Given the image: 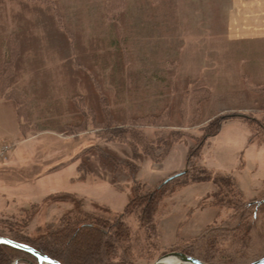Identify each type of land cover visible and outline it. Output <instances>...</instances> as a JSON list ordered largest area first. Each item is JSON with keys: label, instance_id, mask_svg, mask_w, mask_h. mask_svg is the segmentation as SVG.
I'll return each mask as SVG.
<instances>
[{"label": "rangeland", "instance_id": "rangeland-1", "mask_svg": "<svg viewBox=\"0 0 264 264\" xmlns=\"http://www.w3.org/2000/svg\"><path fill=\"white\" fill-rule=\"evenodd\" d=\"M26 1L29 5L37 3L45 8L53 7L56 15L59 7L66 17L60 18L62 26H80L79 31H83L74 32L76 37L81 35L87 41L97 30L107 40L111 52H118L120 46L127 67L138 75L131 92L126 95L124 106L131 113L161 114L142 123L149 136L156 137L169 131L180 133L177 137H182L183 141L174 144L162 161L143 160L137 175L139 181L152 188L160 181L185 171L193 138H200L209 122L221 117L224 123L220 132L206 140L199 160L191 168L199 165L213 177L229 174L245 198L264 197V40L247 41L225 36L222 13L228 0ZM18 2L20 0H0V44L8 36L14 42L15 34H11L16 32L21 39L20 47H28V43L23 42V31L29 25L15 20L14 12L20 8ZM27 13L33 19L31 29L43 36L44 48L40 53L35 41L29 43L36 57L30 63L31 71L24 73L18 82V88L28 91V109L32 111L30 120L18 117L15 107L6 100L0 87V234L19 239H26L28 235L35 237L49 227L52 230L60 226L61 219L74 207L73 199L81 201L84 213L92 216L95 212L108 216L103 211L106 209L122 214L130 201L132 183L123 181L122 187L112 184L101 174L103 167H98L97 174L82 176L79 157L89 153L97 140L98 129L89 124L86 131L75 135L56 130V122H68L70 117L68 114L64 117L52 114L48 104L56 98L62 100L65 88L82 89L76 84L70 69L57 71L53 67L59 63L60 56L56 38L49 37L48 29L37 23L35 13ZM48 24L53 27L54 21ZM39 54H45L53 76L52 97L47 101L42 99L45 93L42 88L34 87L41 76L34 70V65L40 62ZM110 73L111 69H108L105 73L107 78L101 83L116 95L117 87L111 83ZM177 89H180L178 97ZM172 104L176 108L168 114L165 107ZM21 122H24L23 127ZM108 146L116 150L125 148L117 143H109ZM170 172L173 173L164 177ZM179 188L176 182L166 188V206L152 227L141 219L140 210L136 211L135 205L132 206L134 209L131 208L123 218L131 226L130 236L115 246L111 245L123 251V246L130 244L132 256L126 261L121 259L118 264H153L172 252H179V247L175 246L181 238L189 240L207 228L222 226L232 213V206L224 202L222 204L229 209H221L218 204L219 207H212L210 200L203 202L206 193L212 189L208 182L192 184L177 192ZM220 192L224 196L229 190L221 185ZM218 202L221 204L219 196ZM237 212L236 218L233 217L236 222L242 214L240 208ZM247 215L250 220L251 212ZM262 219L263 224L257 223L245 231L241 227L223 233L214 245L220 248L219 252L215 256H207V260L212 264H244L229 263L225 258L228 255L225 249L242 248L241 240L255 251L246 262L264 254L257 235L258 230L264 228V216ZM96 223L111 230V240L106 242L112 243L116 225L103 221ZM90 227L100 230L97 225ZM53 237L48 242L56 255L68 264H78L69 262L63 255V239ZM80 239H75L74 247ZM106 249V246L103 250L98 246L94 251L83 252L82 257L91 259L98 253L103 255L101 261L105 262L109 256L117 254ZM73 251V258L77 259V251ZM16 256L26 260L14 257L12 263L37 262L34 257L23 253Z\"/></svg>", "mask_w": 264, "mask_h": 264}, {"label": "trees", "instance_id": "trees-1", "mask_svg": "<svg viewBox=\"0 0 264 264\" xmlns=\"http://www.w3.org/2000/svg\"><path fill=\"white\" fill-rule=\"evenodd\" d=\"M18 3L20 4V8L18 12H14L16 17L15 20L17 19L20 24L28 23L29 25L26 30L23 31V42L28 43V47H20L19 43L21 39L18 38L16 32L11 34H15V36H13L14 42H12L13 38H11V36L6 37L3 42L1 41L0 49L2 52L0 53V57H3V59L0 60V87L1 90L5 92L6 100L13 104L20 119L30 120L32 118V111L28 109V91L26 92V90L18 88L19 80L24 73L31 71L29 70L30 63L36 57L35 51L29 43L35 41L38 44L39 52H44L43 36L41 37V35H38L31 29L33 19L27 16V12L31 11L32 14L35 13V15H37V23L45 27L46 30L48 29L49 37L53 36L54 39L56 38L57 51L60 56L59 63H57V66L54 65L53 67L57 69V71L61 69H70L73 77L77 81L76 84L85 91L83 92L79 88L72 90H66L65 88L64 90L66 91L63 90L62 100L56 98L48 104V108L51 110L52 114L62 117L68 114L71 118H69L70 121L68 122H56L58 125L56 130L62 133L75 135L80 131H86L89 124H92L94 128L98 129L95 136L97 140L91 146L89 153L79 157V169L82 172V176L90 173L97 174L98 167H103L104 171L101 174L112 184L122 187L123 181H132V183L130 186V201L127 204L125 212L122 214H116L113 213L112 210L106 209L103 211H105L108 216H103L96 212L95 215L92 216L87 212L84 213L81 201L73 199V201H75L73 204L74 207L61 219L60 226L57 225L52 230L50 229L51 227H49L43 234L35 237L28 235L26 239H19L3 234H0V236L27 244L60 264H68L65 259L56 255L57 253L52 250L54 248H52L50 242H48V239L54 235L55 238L60 237L63 239V255L69 262H78V264H118L121 259L126 261L132 256L130 255V244H127L125 248L123 246V251L112 248L117 245L118 242H122L124 238L127 239L130 236L131 226L128 222H124L123 218L126 217L132 206L135 205V210H140L139 216L141 219L150 224L151 227L152 225L154 226L155 222L157 223L159 221L160 215L164 211L163 208L166 206V200L168 199L166 196V188L173 182H176V185L180 186L177 192L192 184L208 182L212 185V189L206 193L203 202L210 200V205L212 207H219L218 205H220L222 206L221 209L225 210H227L228 207L222 204V202L228 206H232V209L230 208L232 213L231 215L229 214L230 216H228L227 221H225L222 226H215L210 229L207 228L189 240L181 238V241L175 246L179 247V252L195 257L207 264H212L213 262H210L207 258L209 255L215 256L214 254L219 252L218 250L220 248L214 245L217 243L218 237H223V233H228L229 229L236 230L241 227H243L245 231L248 228L255 227L257 223L261 222L260 224H263L264 197L253 200L245 198L236 180L229 174H217L213 177L212 173H209L205 168H200L199 165H196L197 168H191L192 164L199 160L206 140L209 137L218 135L220 132L224 123L221 122V117L216 118L214 121L211 120L205 133L200 138H193L194 144L189 145L185 171L176 174V176L167 183H164L165 180L162 182L160 181L156 186L148 188L146 184L137 179L140 164L147 158H150L154 162L162 161L168 155L173 145L181 143L179 140L183 141V139L180 136L177 137L180 133H175L174 131L161 133L156 137L149 136L145 128H143L142 123L152 121V119L160 117L161 114L142 112L131 113L124 106L126 95L131 92L134 86L133 83H135V77L138 75L133 73L131 67H127L121 47L118 46V52H111L107 40L104 39L102 33L100 32V34L97 30L91 33V39L87 41H85L81 35L77 37L74 36L77 31L82 33L83 31H79L80 26L70 28L62 26L63 23L61 20H63L65 16L61 14L62 11H60L59 7L56 10V15L53 7L45 8L37 3L29 5V2L26 0H20ZM51 20L54 21L53 27L48 24ZM74 37L76 39H74ZM39 59L40 62L34 65V70L39 72L41 76L39 83L35 84L34 87L39 90L42 88L41 91L45 92L42 94L44 95L42 99L43 101H47L50 96L52 97L51 93L54 86L51 79L53 76L51 77V66H48L45 54H39ZM108 69H111L109 75L111 83L117 87L116 95H114L109 88H104V84L101 83V81L103 82V80L107 78L105 73ZM137 82L138 81H136V83ZM138 83H140V81ZM179 92L180 89H177L175 92L177 97ZM165 108L167 113L171 114L176 107L172 104L171 106L167 105ZM88 120L91 122H87ZM20 126L23 127L24 122H21ZM102 140L105 143H103L104 145L101 144ZM184 142L187 144V139L184 138ZM109 143H117L125 148L116 150L109 147ZM191 169L193 171H191ZM189 172H193V174H189ZM183 177L187 178L183 181L179 180ZM221 185L227 187L229 192L226 194L228 195L221 196ZM218 196L221 198V204L219 202L217 203ZM238 208L241 209L242 214L236 222L233 221V217L236 218ZM250 212L252 216L250 220H248L249 215L247 214ZM260 214H262V217H260ZM89 219H91V221ZM96 221H103L104 223L112 222L116 225L115 239L112 243H110V241L109 243L106 242V240H111V230L102 227V225H99ZM94 225H97L100 230L96 231L92 229L93 227H90ZM257 235H259L262 248H264V228L259 229ZM152 236L153 235H151V238ZM77 237L81 239L78 245L74 247L73 244ZM241 243L243 246L240 250L225 249V252L228 254L225 258L229 263L245 262L244 264H249L264 256V254H262L258 258L246 262V260L254 255L255 251H252V248L247 242L243 243L241 240ZM98 246H100L102 250L106 246L107 251L111 253L112 251L117 252V256L115 254V256H109L105 262L101 261L103 255L98 253L93 254L94 256L91 259L82 257L83 252L88 253L90 250L94 251ZM118 248L121 249V247ZM74 249L77 251L76 254H78L77 259L73 258L75 257L73 256V254H75L73 251ZM17 253H23L27 256L34 257L32 254L10 245L0 244V264H12L14 257L20 260L25 259L23 257L18 258V256H16ZM70 253L72 255H70ZM35 260L37 261L36 258Z\"/></svg>", "mask_w": 264, "mask_h": 264}, {"label": "crops", "instance_id": "crops-1", "mask_svg": "<svg viewBox=\"0 0 264 264\" xmlns=\"http://www.w3.org/2000/svg\"><path fill=\"white\" fill-rule=\"evenodd\" d=\"M223 11L224 34L227 38L264 40V0H228Z\"/></svg>", "mask_w": 264, "mask_h": 264}, {"label": "water", "instance_id": "water-1", "mask_svg": "<svg viewBox=\"0 0 264 264\" xmlns=\"http://www.w3.org/2000/svg\"><path fill=\"white\" fill-rule=\"evenodd\" d=\"M175 176L176 175L169 177L168 179H166L164 181V183H167L168 181H170ZM0 244H7V245H10V246L17 248L19 250H23L25 252H28V253L32 254L38 260L37 263L16 261L12 264H42L43 262L48 263V264H60V263L50 259L48 256L42 254L41 252L37 251L33 247H31L27 244L15 241L13 239L7 238V237L0 236ZM166 256H174V257L178 258L184 264H206L203 261H201L197 258H194L192 256H189L187 254H184L182 252H172ZM166 256H164V257H166ZM162 259H163V257L160 258L159 260H157L156 262H154L153 264H163ZM249 264H264V256L262 258H259L255 261L249 263Z\"/></svg>", "mask_w": 264, "mask_h": 264}, {"label": "bare ground", "instance_id": "bare-ground-1", "mask_svg": "<svg viewBox=\"0 0 264 264\" xmlns=\"http://www.w3.org/2000/svg\"><path fill=\"white\" fill-rule=\"evenodd\" d=\"M163 264H183L178 258L174 256H166L162 259ZM42 264H48L43 262Z\"/></svg>", "mask_w": 264, "mask_h": 264}]
</instances>
